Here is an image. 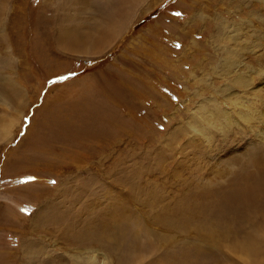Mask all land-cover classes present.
I'll list each match as a JSON object with an SVG mask.
<instances>
[{
    "label": "rangeland",
    "instance_id": "1",
    "mask_svg": "<svg viewBox=\"0 0 264 264\" xmlns=\"http://www.w3.org/2000/svg\"><path fill=\"white\" fill-rule=\"evenodd\" d=\"M0 264H264V0H0Z\"/></svg>",
    "mask_w": 264,
    "mask_h": 264
},
{
    "label": "bare ground",
    "instance_id": "2",
    "mask_svg": "<svg viewBox=\"0 0 264 264\" xmlns=\"http://www.w3.org/2000/svg\"><path fill=\"white\" fill-rule=\"evenodd\" d=\"M7 130H9V128H7ZM8 133V132H7Z\"/></svg>",
    "mask_w": 264,
    "mask_h": 264
},
{
    "label": "snow or ice",
    "instance_id": "3",
    "mask_svg": "<svg viewBox=\"0 0 264 264\" xmlns=\"http://www.w3.org/2000/svg\"><path fill=\"white\" fill-rule=\"evenodd\" d=\"M54 183V182H53ZM22 211H24L23 209H22Z\"/></svg>",
    "mask_w": 264,
    "mask_h": 264
}]
</instances>
